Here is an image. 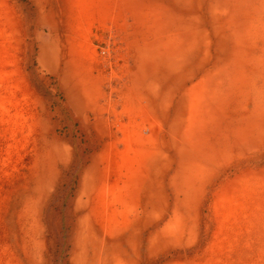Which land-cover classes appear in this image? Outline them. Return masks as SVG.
Returning <instances> with one entry per match:
<instances>
[{"label": "rangeland", "instance_id": "rangeland-1", "mask_svg": "<svg viewBox=\"0 0 264 264\" xmlns=\"http://www.w3.org/2000/svg\"><path fill=\"white\" fill-rule=\"evenodd\" d=\"M0 264H264V0H0Z\"/></svg>", "mask_w": 264, "mask_h": 264}]
</instances>
